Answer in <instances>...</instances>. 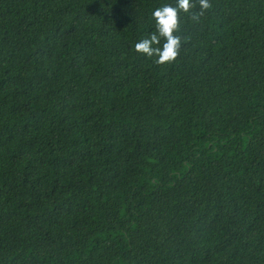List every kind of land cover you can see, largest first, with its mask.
Segmentation results:
<instances>
[{
	"label": "trees",
	"instance_id": "1",
	"mask_svg": "<svg viewBox=\"0 0 264 264\" xmlns=\"http://www.w3.org/2000/svg\"><path fill=\"white\" fill-rule=\"evenodd\" d=\"M210 3L159 65L176 0H0V264H264V0Z\"/></svg>",
	"mask_w": 264,
	"mask_h": 264
},
{
	"label": "clouds",
	"instance_id": "2",
	"mask_svg": "<svg viewBox=\"0 0 264 264\" xmlns=\"http://www.w3.org/2000/svg\"><path fill=\"white\" fill-rule=\"evenodd\" d=\"M199 5V11H193ZM212 8L210 0H176L175 5L165 4L157 7L153 13L155 31L148 38L136 43L135 50L147 57H156L155 63L164 65L175 62L180 54L181 13L190 14V18L199 22L200 17Z\"/></svg>",
	"mask_w": 264,
	"mask_h": 264
}]
</instances>
